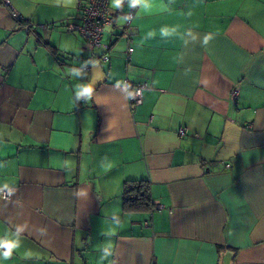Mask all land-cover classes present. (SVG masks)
I'll use <instances>...</instances> for the list:
<instances>
[{"label": "crops", "instance_id": "obj_1", "mask_svg": "<svg viewBox=\"0 0 264 264\" xmlns=\"http://www.w3.org/2000/svg\"><path fill=\"white\" fill-rule=\"evenodd\" d=\"M82 2L0 0V264H264V0H109L93 51Z\"/></svg>", "mask_w": 264, "mask_h": 264}, {"label": "built area", "instance_id": "obj_2", "mask_svg": "<svg viewBox=\"0 0 264 264\" xmlns=\"http://www.w3.org/2000/svg\"><path fill=\"white\" fill-rule=\"evenodd\" d=\"M11 15L17 20H23L22 17L13 9H11ZM134 16L133 10L126 12L125 23L121 26V31L125 38L130 39L134 33V29L131 25V19ZM112 22V15L109 9V0H83L80 3V16L79 21L66 20L64 27L69 32H79L84 41L85 46L89 50L93 51L100 47L102 34L106 25ZM133 47L128 44L126 49V58H130V53ZM99 59L107 61L109 59L107 54H101ZM88 66L83 67V70H88ZM128 91V102L131 109L136 108L142 103L143 91L148 87L146 81L142 82H129L125 81ZM232 98L236 97V91H232ZM184 130L181 129L179 134L182 135ZM0 197L7 199L10 197V189L3 188L0 191ZM161 208L159 205L158 209ZM0 250L2 252L7 251V243L5 239L0 240Z\"/></svg>", "mask_w": 264, "mask_h": 264}, {"label": "trees", "instance_id": "obj_3", "mask_svg": "<svg viewBox=\"0 0 264 264\" xmlns=\"http://www.w3.org/2000/svg\"><path fill=\"white\" fill-rule=\"evenodd\" d=\"M125 209L149 208L148 187L145 180H125L122 191Z\"/></svg>", "mask_w": 264, "mask_h": 264}, {"label": "clouds", "instance_id": "obj_4", "mask_svg": "<svg viewBox=\"0 0 264 264\" xmlns=\"http://www.w3.org/2000/svg\"><path fill=\"white\" fill-rule=\"evenodd\" d=\"M208 39H209L208 37H205V43H207ZM90 93H91V89L90 88H85L81 92H78L77 93V97H79L81 95H90ZM111 254L112 253L109 250V248H105V250H104V256L102 257V259H106Z\"/></svg>", "mask_w": 264, "mask_h": 264}]
</instances>
